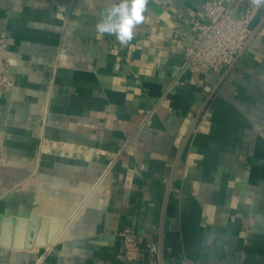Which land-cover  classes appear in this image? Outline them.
<instances>
[{"label":"crops","instance_id":"obj_1","mask_svg":"<svg viewBox=\"0 0 264 264\" xmlns=\"http://www.w3.org/2000/svg\"><path fill=\"white\" fill-rule=\"evenodd\" d=\"M204 1L149 0L122 45L113 0H0V264H264V9L215 72L184 61Z\"/></svg>","mask_w":264,"mask_h":264},{"label":"built area","instance_id":"obj_2","mask_svg":"<svg viewBox=\"0 0 264 264\" xmlns=\"http://www.w3.org/2000/svg\"><path fill=\"white\" fill-rule=\"evenodd\" d=\"M229 1L228 4H225ZM242 4V11L234 16V9ZM264 9V0H205L202 4V14L199 19L193 20L195 32L188 38L184 48V61L187 66H200L212 71H219L235 60L241 52L251 33V23ZM11 60L7 55V38L4 32L0 33V88L7 84V72L11 67ZM130 154L126 142L107 165L109 170L112 164L120 162L126 166L127 156ZM102 174L92 184L89 192L102 180ZM130 171L126 172L124 181L129 184ZM118 235L122 241V251L118 255L125 261L131 262L139 259L140 246L136 235L129 226H123ZM153 262L157 264V248L152 242L146 244ZM170 252V248H168ZM178 264H204L201 261L182 257Z\"/></svg>","mask_w":264,"mask_h":264},{"label":"clouds","instance_id":"obj_3","mask_svg":"<svg viewBox=\"0 0 264 264\" xmlns=\"http://www.w3.org/2000/svg\"><path fill=\"white\" fill-rule=\"evenodd\" d=\"M148 3L149 0H113L95 26L97 37L114 35L120 44L127 45L134 38V28L146 21Z\"/></svg>","mask_w":264,"mask_h":264},{"label":"water","instance_id":"obj_4","mask_svg":"<svg viewBox=\"0 0 264 264\" xmlns=\"http://www.w3.org/2000/svg\"><path fill=\"white\" fill-rule=\"evenodd\" d=\"M50 218H46V217H43V218H41V217H37V216H33V217H31V218H29V221H31V224H33V223H35V222H37L38 220L39 221H45V222H47L48 220H49ZM54 234H55V231H54ZM53 235V234H52ZM47 243V240L45 239V240H42V241H40V242H38V244H37V246H43V245H45Z\"/></svg>","mask_w":264,"mask_h":264}]
</instances>
